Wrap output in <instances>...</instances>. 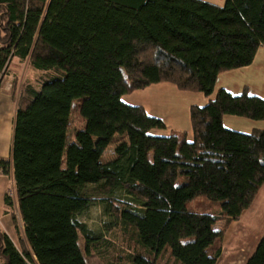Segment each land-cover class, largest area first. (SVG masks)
<instances>
[{
	"label": "trees",
	"instance_id": "1",
	"mask_svg": "<svg viewBox=\"0 0 264 264\" xmlns=\"http://www.w3.org/2000/svg\"><path fill=\"white\" fill-rule=\"evenodd\" d=\"M262 46L264 0H0V88L11 76L17 98L12 159L0 165L11 164L24 228L20 249L0 230V264H88L81 234L87 253L111 244L79 216L91 192L122 191L129 201L107 211L136 252L108 264H160L165 254L216 264L215 224L239 219L264 184V129H227L223 117L264 120V98L219 89L191 106L188 141L157 135L165 121L123 96L161 82L210 96L220 73L249 66ZM75 111L85 125L69 140ZM116 135L125 140L103 162ZM200 195L216 210H189ZM246 264H264V236Z\"/></svg>",
	"mask_w": 264,
	"mask_h": 264
},
{
	"label": "rangeland",
	"instance_id": "2",
	"mask_svg": "<svg viewBox=\"0 0 264 264\" xmlns=\"http://www.w3.org/2000/svg\"><path fill=\"white\" fill-rule=\"evenodd\" d=\"M206 1V0H205ZM218 1V0H216ZM225 2V0H220ZM264 47V46H263ZM264 50V49H263ZM257 56V55H256ZM264 53H261L257 56V59L254 58V63L250 69L245 68H237L232 69L227 72L226 78L224 79V83H228V86L234 92H231L233 95H240L243 93V89L250 94L256 95L255 93L260 92L264 94ZM14 72L19 74L22 79H25L26 76L30 73L27 72V64L25 63H13ZM11 76L7 78L3 83H1L4 87H8L12 89V82H8V79L11 80ZM165 85H158L160 83L152 84L148 87L143 89H138L130 94H126L123 96V100L131 105H141L144 106L148 113L152 116H162L164 117V121L166 123V127L163 129H155V133L161 135H171L172 133L176 134H186V139L188 141L192 140V124L190 119V108L193 105L203 106L205 105L210 99L215 98L217 92L215 91V96H206L202 92H194V91H187V90H180L174 84L161 82ZM234 88V89H233ZM241 88V90H235ZM218 89H221L219 87ZM224 89V88H223ZM229 92V91H228ZM19 93V92H18ZM17 93V96H18ZM212 96V97H211ZM260 96V95H259ZM82 99L76 100L75 103L79 104ZM202 103V104H201ZM241 118V117H239ZM243 120L249 122H255L253 119L244 118ZM253 120V121H252ZM228 124V122H226ZM248 124V123H247ZM85 123L81 119L79 113L77 111L74 112L72 116L71 126L69 130L71 140L74 136V133L78 127H84ZM238 127H241V131L243 133H252L255 130L254 128L248 125L238 124ZM225 126V125H224ZM226 127V126H225ZM227 129L236 130L238 129L236 125L228 126ZM264 129V128H261ZM124 139L123 136L116 135L113 143L108 146L103 155V162H109L116 158L115 149L119 143H121ZM186 181L185 177H178L177 184H183ZM10 186H12L10 184ZM11 188V187H10ZM264 188V187H263ZM10 190V189H9ZM8 190V191H9ZM261 190V189H260ZM264 190V189H262ZM10 192V191H9ZM263 193V191H261ZM260 193V195H262ZM8 194V193H7ZM6 194V197H7ZM92 197L94 199L93 205L90 207L89 210L84 212L82 215L79 216L81 222H84L93 232L95 236L101 238L100 242L103 244L106 242H110L109 247H105V252L103 255H99L97 253H87L85 250V239L83 235H80L79 244L84 252L86 260L88 264H108L113 260L116 261L118 254H122L123 258L125 254L128 252H136V247L134 245H130V241L126 238L123 234V231L118 226L115 217L110 209L107 211V207L111 204V201L115 202H127L129 201L125 192H117L115 196L111 199H106L107 197L91 192ZM119 199V200H118ZM188 208L191 211H215L214 205L210 203L204 195H200L190 201L188 203ZM218 226L221 229H224V235L229 228L228 225L225 226V221L218 222ZM255 232H259L260 235L264 231V220L263 222L259 221L256 223L254 227ZM264 236V234H263ZM226 244H229V241H226V237H222L220 240L218 239L212 247L209 248V253L212 254L215 250V247L223 246L225 247ZM230 245V244H229ZM234 246L226 247L223 251V257L227 258V254L233 250ZM115 258V259H114ZM157 258V257H156ZM125 259V258H124ZM157 260V259H156ZM158 261V260H157ZM228 261V258L226 262ZM160 264H177V262L171 258L169 254H165L161 260H159Z\"/></svg>",
	"mask_w": 264,
	"mask_h": 264
},
{
	"label": "crops",
	"instance_id": "3",
	"mask_svg": "<svg viewBox=\"0 0 264 264\" xmlns=\"http://www.w3.org/2000/svg\"><path fill=\"white\" fill-rule=\"evenodd\" d=\"M206 1L219 5L224 4L222 3L223 1L220 0ZM263 49V46L260 47L256 55L258 56L261 51H263L264 53ZM257 56H255V60L257 59ZM254 62L255 61H253V63ZM13 63H19V61L15 59ZM250 65L242 68L250 69L252 67ZM10 69L12 70V72L15 71L13 68V64L11 65ZM227 73L230 72L225 71L219 74L218 79L216 81L215 91L219 90L218 88L221 87L226 89L230 93L234 92L231 87L228 86L227 82L224 83V79L226 78ZM8 82H11V80L8 79ZM158 85L165 84L160 83ZM235 90H241V88ZM215 91L213 92L212 96H215ZM243 92H245V89H243ZM255 94L257 96L260 95V97L264 98V94L260 92H257ZM16 106L17 98L12 94V89L4 87L2 85V87L0 88V160H5L8 162H11L12 159L11 151L14 133V121L16 117ZM158 117L162 118L163 120L165 119L164 117L159 115ZM239 117L240 116L235 115H224L223 123L226 127L228 126V124L229 126L236 125L238 128L236 130L239 131H241V127H238V124H246L254 128L253 130L264 128V120H254L255 122H249L243 120L246 117ZM226 122H228V124H226ZM10 166L11 164L8 167L7 173L0 174V230L7 233L11 240L14 242V244L20 249L23 246V241L21 239L24 233V228L23 221L19 212L15 181L13 179L12 169ZM10 184L12 186H10ZM263 187L264 184L250 208L244 211V213L239 219L232 221L229 219L228 221L226 219H223L225 221V226H229L227 232L223 236L226 237V241H229L230 245L226 244L225 247L223 246L221 255L219 256L216 264H246L248 259L254 253L260 238L263 237L264 234V231L263 233H261V235L259 232L254 231L256 223L259 221L263 222L264 220V190H262L264 189ZM8 190L13 193V195L11 196V204L6 201V194L8 193L7 195H9ZM261 191H263V193ZM260 193H262V195H260ZM218 225L219 224L217 222L214 228L215 230L221 231L222 229L219 228ZM231 246L234 247L232 248L233 250H231L230 253L227 254L228 261L226 262L227 258L223 257V251L225 250L224 248Z\"/></svg>",
	"mask_w": 264,
	"mask_h": 264
},
{
	"label": "built area",
	"instance_id": "4",
	"mask_svg": "<svg viewBox=\"0 0 264 264\" xmlns=\"http://www.w3.org/2000/svg\"><path fill=\"white\" fill-rule=\"evenodd\" d=\"M6 172L4 171L3 167L0 165V174L6 173ZM12 195H13V193L10 191L9 196L11 197Z\"/></svg>",
	"mask_w": 264,
	"mask_h": 264
}]
</instances>
